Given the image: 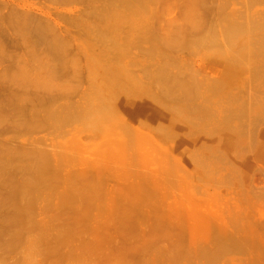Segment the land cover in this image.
<instances>
[{"label":"rangeland","instance_id":"374dc122","mask_svg":"<svg viewBox=\"0 0 264 264\" xmlns=\"http://www.w3.org/2000/svg\"><path fill=\"white\" fill-rule=\"evenodd\" d=\"M22 1H25V2L27 1L26 3L29 5V7L28 8H25V6H22V8H20V6L16 7V3H19ZM59 1L60 0H0V158H2V159H0V161H1L0 162V165H1L0 166V264H77L78 262L80 264V261H82V260H83V262L81 264H144L145 262L142 260L143 257H144L146 263H147V261L150 260L148 258H151L152 259L151 261H153L154 257L152 258L151 256H153L152 252L156 251L154 249L156 246H157V252H158V250H161V251H159L160 255L162 253H164V251H162V250H165V247H167L166 250L168 249L170 251L169 252L170 254L172 253L173 255H175L177 257L175 259V257L172 254H171L172 256L170 257L169 253L167 254V252H165L166 255L164 254V256L169 255V257L167 256L169 258V260L172 257L174 258V259L172 258L173 260H170V262L167 260L168 264H170L172 261L174 262L173 264H175V263L179 264L181 261L183 262V263L181 262L182 264H201V263H204V262H202L203 258H202V260H200L201 258L199 259V257H204V255H205L204 252L206 253L207 251H203V250L204 249L206 250L207 247L212 248V249L214 248V250L207 249V250H209V252H207V254L205 255L206 257L204 260L207 261V258H210L212 256L216 259L220 257L219 258L220 260L217 259L218 261H216V259H213V257L210 258V263L212 262V260H215V261H213V264H261V263L264 264V174H263L264 173V164L262 163L260 168H257L256 166H254L255 162L252 163V160L254 158L253 153L252 154L244 153V154H246L245 157L247 159L251 160V163L249 164V166L248 165H246V166L241 165L238 167L237 165H235L239 170V171L237 170V172L235 171L236 172L235 175H237V176H235L233 174L229 175L228 173L231 172L229 170V167H231V166L227 162H226L227 164H225V162H224L227 159L229 160L228 153H227V155L225 154L226 156H223V153H222V155L218 156L216 154L217 153L221 154V152L220 151L217 152L216 150H213V152L215 153V154L213 153L214 155H216L218 157L223 156V158H221V157L219 158V160L223 159L222 162L221 161L218 162V157L214 156L211 158L209 155L212 153V151L208 152V150L205 149L208 144H205V148H204V145L201 144V142H200L197 145L193 146V150L195 149V147H200L202 145L197 150V152L200 151V153L201 154L203 153L205 156L210 153L209 155H207V157H209V159H212L211 161H213V160L215 161L213 168H217V166H219L218 169L220 170L223 167L221 169L220 174L216 175V173H212V174H210L211 175L210 178L209 177L207 178L205 175L203 176V174L201 173V171L199 169L197 170V169H195V167L188 165V164H184V162L181 161V162H179L178 166H180V168L183 172L180 171V169L178 171L177 170L178 168L175 169L176 168L175 167L172 169V170L175 169L174 170L175 172L178 171L174 174L172 173L173 176H175V177H172V175L170 176L168 173V176L172 177V178H168L166 176L167 173H164L165 174V177H164L163 174H161L159 172L161 169L160 170L157 169V167L159 165H162V164L164 165V161L161 158H164V160H165V158H167L166 155L161 156V154H163V153L158 154L162 151V148L159 146L160 143L155 142V141L150 139L151 145L154 144L155 145V146L153 145L154 147H157V145H158V148H159L158 150H161L159 152L156 151L158 153H155V151L152 150L153 152L150 154H152V155L156 154L154 158L150 154H149L150 157H149V155L146 156V157H149V158H147V161H149V159H151L153 164H151V161H149L148 162L149 164L147 163L146 165L144 164V161L140 162V163H138L137 160L133 161V158H131L132 153L130 152V150H129V153H131L130 156H128L129 153L125 152V153H127L126 157L128 156L129 158H126L124 160L122 158L123 157L125 158V156H124L125 154H124V152H121V150H118L119 148L117 145L119 142H117V141L121 140L122 136H124L123 131L126 132V130H124L118 124H113V126L111 125V126H109L108 129H106V126L103 125V122H101L100 120H99L100 122L94 121L95 118L92 119L93 120L92 124H94L93 126H91L92 124L86 125L85 122H83V124L79 123V121L82 122V120H78V119L74 120V118H73V120H71L72 117H69L71 119H69L67 117H63L62 119L57 118V116L63 115L64 114L63 112H65L66 109L63 112L61 111L60 112L61 114H59L58 110H61V108H66L67 105L70 106V108L72 107L73 110H75V109L79 110V109H82L84 107H87L88 109H90L89 107H92V106H95L94 109H99V107H96V103L94 105L93 104L90 105L91 102H88V105H90L88 107V105L86 104L87 102L85 100L87 98V101H89L88 100V99H90L89 96H90V94H92L91 90H93L99 86V84H95V82L98 83L102 74L105 73L104 70H102V68L108 69V67L111 65L119 66L120 68H122V70H124L126 68L125 69V72H127L126 74H129V75L134 76V77L136 76L137 78H139L138 76L140 74V77L142 76L141 84H142V82L144 84H146L145 90L148 89L147 90L148 93L157 90L156 88H158L157 87L158 83L156 82L157 84L156 83L152 84L150 75L153 73L157 61H161V60H159V59H161V57L156 52H154L152 49L151 44H153L152 43L153 41L151 40V38L154 39L153 38L154 36L150 35L151 36L150 37L148 34V36H149L148 37V36L144 35L145 32L140 34L139 33L140 30L138 29L139 27L145 26V28H146L145 31H149V33H152L153 35H155V37L157 34V36L159 38H162L163 40H168V39L173 40L174 39L173 41L177 44L176 47L178 49L175 48L174 50H176V52H173V54L176 55V57L178 56V58H181L182 54H183L182 58L187 59L189 57L188 58V60H189L188 64H186V65H190V66H188V68L193 69L190 71L193 74L195 73L196 79L203 78V73L198 72V70H197L198 68H196V67H198L197 63L199 62L198 60H200V59L205 58V60L209 61V63H210V62H218V61L222 62L221 60L223 58V59L228 60V62L232 64V61H233L232 59L234 58L233 53L235 52L233 50H236L235 45H236V47L241 46V45L237 44L236 40L247 35V37L249 36V38L253 41V39H252L253 34L252 33L256 28L254 27L253 31H250L249 30L250 28L248 30H246L247 32L250 31L247 34L242 33V32H245V29H244L241 32L242 34L239 33L238 37L235 38L236 40L234 39L235 40L234 41L235 44H234L231 42L232 40H227V37H225L223 35V33L225 35L227 33L226 31H224V30H226V26H224V25H226V21L229 20L230 16L232 17V18H230V20L234 19L235 22H240V20H242L241 17H243L242 14L245 13V11H246V10L243 11L245 9V5L247 4L244 1L247 2V1H251V0H243V1L242 0H200V1L199 0H197V1L196 0H155V1L145 0L146 2H148L147 6L149 9L146 8L147 11H145V13L143 12L144 10L139 11L140 17L138 16L139 18L136 19V22L138 21L137 25L139 26L138 28H136V29H138L137 33H139V34H137L138 36H135L136 32L132 29L129 31L131 33H129L127 31V30H129L130 27L127 28L129 26L128 23L126 21L123 22V19H122V22H123L122 24L123 25L127 24V25L122 26L125 30H122V36L119 35V37H117V39L122 38L121 42L124 41L123 44L125 43L124 51L126 50V52L127 53L129 52V53L128 54L123 53V55L120 58L121 63L120 62L115 63L112 61L113 60L112 58L109 59V58L105 57V55L109 56L107 51H106L107 46L104 44V42H101V40H99V39H97V41H96V39H93L92 45L85 47L84 50L82 47H80V45L81 46L87 45V44H82V43L86 42L83 39H85V36L92 38V34L96 30V28L93 26L94 25L93 23H96L94 21L95 19L90 20V13L94 7H95L94 10L100 9L101 11L100 10H98V11H100L101 13L103 12L104 15H107L108 13H114V9H115L116 13L118 11L119 12L122 11V12L126 13L127 10L125 11L126 8H125V6H123L125 4L122 3L120 0H118L119 2L118 1L112 2L114 7H106V1H104V0H70V1L69 0L68 1L62 0L63 2L62 1L59 2ZM92 1H93V3H92ZM188 1H190V3H192V2L193 3L188 4L187 3ZM254 1H256V0L251 1L254 6H252L251 2H250L251 6L248 5V7L250 8L249 9L250 11L247 9V11H249V12H246V14L250 13V15H251L253 13L252 11L254 10V12L260 11L259 12L260 14H261V12H263L262 14L264 15V8H263L264 7V0H258L256 2H254ZM227 2H228V4H227ZM103 3H104V5H103ZM244 3H245V5H244ZM224 4H226V5L222 6ZM188 5H190V8H188L189 7ZM196 5H197V7L195 8ZM99 6H101V7H99ZM104 6L106 8H103ZM191 6H192V8H191ZM184 7L187 8L188 10H186ZM216 7H218V8H216ZM246 7H247V5H246ZM193 8H195V11ZM197 8H199V9H197ZM86 9L88 11H90V13H88V11ZM102 9H104L106 11H104V10L102 11ZM190 9H192V10H190ZM234 9H236V11H234ZM237 9H238V11H237ZM111 10L113 12H111ZM223 10H224V12H223ZM84 11L85 12L87 11V13H84ZM151 11H153V12L151 13ZM184 11H186V13H184ZM239 11H240V13H239ZM14 12L15 13L19 12V13H17V15H18V17H20V19L22 17V20H23V21L21 20L22 22L18 20V17ZM146 12H148V13L146 14ZM219 12H221L225 15H223ZM225 12H228V13H225ZM230 12H232V13H230ZM19 14H20V16H19ZM187 14H189V18H188ZM260 14H259V16L258 15L254 16V18L256 17V19H254L252 15H251L252 17L251 16L250 17H251V19L253 18L254 21L258 22L259 19H262V16L260 17ZM228 15H229V18H228ZM235 15H237V16H235ZM253 15H254V13H253ZM99 16L96 19L97 21H98V19H100ZM150 16H152L153 19H150L151 18ZM195 16H197V18ZM181 17H182L183 21L181 20ZM15 19H16V21H15ZM82 19H83V21H82ZM225 19H226V21H224ZM7 20H9V21H7ZM11 20L13 21L12 23H11ZM186 20H187V22H186ZM24 21L26 23H24ZM35 21L37 24L45 23V28L44 27L43 28H44V30L46 29L45 30V33H47V34H45L46 40L48 39V37L49 38L55 37L58 39H61V38L65 39L63 41L67 42V43H65L68 46V47L66 46V48H69L70 50L66 49V53L63 52L64 54H62L61 52H57L56 54L59 53V55H60V56L57 55L58 57L56 56V54H54L55 51H54V53L52 51L50 52L51 49L49 50V47H47L45 38L44 39L38 38L37 35L29 32L30 28L29 29L26 28L27 25L29 27H32V28H33V26H36L37 24L34 23ZM46 21H47V23H46ZM139 21L142 22L143 24L141 23V25H140ZM262 21H263V19H262ZM179 22L180 23L182 22V23L180 24ZM16 23H18V24L15 26ZM19 23H23L24 25L26 24V26L22 27V24H20L21 25V27H20ZM32 23H33V25H32ZM185 23H187V24H185ZM83 24H84V26H82ZM96 24H99V22H97ZM18 25H19V27H18ZM42 25L44 26V24H42ZM86 25L89 28H87ZM176 25H178V26L180 25V27H178ZM48 26H49V28H48ZM189 26H190V28H189ZM212 26L214 29L212 28ZM260 26L262 28L264 27L263 25H260ZM17 27H18V29H17ZM82 27L83 28L85 27V29L83 30ZM132 27L134 28V26H132ZM261 27H259V29H262ZM173 28H174V30H173ZM183 28H185V29L187 28V31ZM188 28L190 30H188ZM210 28H212V30H210ZM23 29L24 30L26 29L25 32L23 31ZM47 29L49 32L47 31ZM141 30H142V28H141ZM177 30L182 31V32L180 33ZM205 30H206V32H205ZM213 30H214V32H211ZM263 30H264V28H263ZM57 31H59V33H57ZM84 31H86V32H84ZM132 31H133V33H132ZM218 31L222 35L221 34L219 35ZM256 31H258V28ZM26 32H29V33L26 34ZM60 32L62 33V35ZM87 32H89V34ZM95 32H94V34H95ZM16 33H18V34L16 35ZM177 33H179V34H177ZM189 33L191 35L193 34L192 36H195V35H197V36H195V38L194 37L190 38L191 36ZM249 33L251 34L252 38L250 37ZM254 33H255V35L257 34V32H255V31H254ZM214 34H215V36H214ZM141 35L143 37H141ZM145 36L147 38L146 40L143 39V38H145ZM168 36H169V38L166 39L165 37H168ZM199 36L200 37L204 36L206 39L203 37L205 40H202V38L200 39ZM67 37H69V38H67ZM139 37L141 39H143L144 41L141 39L137 40V39H139ZM176 37L178 39H176ZM181 37H182L184 42L189 41V43H186V46H189L188 48L184 45H183L184 46L183 47L182 45L179 44ZM211 37H212L213 41L215 38L217 40L219 38L220 40L217 41L218 44L216 43V45H215V43L210 39ZM213 37H215V38H213ZM247 37L245 38L244 44L251 45V44H249L250 40L247 39ZM196 38H199V39H196ZM15 39H17V40H15ZM195 39L197 42L198 41L201 42V45H200V43H198L199 47L197 46L198 44H196V48H194ZM254 39H256V37H254ZM98 40L102 44L100 42H98ZM126 41H128L127 44H126ZM136 41H138V43ZM148 41H151V43ZM219 41L220 42L223 41L222 42L223 45ZM255 41L256 40H254V43L253 42L252 43L255 44ZM202 42L204 43V45L202 44ZM74 43L76 46L73 45ZM190 43H192V44L190 45ZM231 43L233 46L232 47L233 50L230 48ZM207 44H209V45H207ZM103 45H105V46H103ZM245 46H247V45H245ZM251 46H253V45H251ZM254 46H257V45L255 44ZM190 47L192 48V50L189 49ZM79 48L80 49L82 48V49L80 50ZM86 48L88 50H86ZM102 48H104V49H102ZM224 49H227V50H224ZM253 49H254V47H253ZM230 50H232L233 52ZM81 51H82V53H81ZM85 51H86V54L84 55L83 52H85ZM104 51L106 52L105 55L103 54ZM152 51L154 52L152 54L153 56L150 55V53ZM182 51H183V53H182ZM74 52H76V53L74 54ZM143 52H145V55ZM93 53H95V54L100 53V55H97V57H96V56H94L95 54H93ZM206 54H208V55H206ZM90 55H91V57H90ZM146 55H147V58H146ZM200 55H202V56H200ZM84 56H85V58H87V60L84 58ZM92 56H94V57H92ZM59 57H60V59H59ZM63 57L65 60L63 59ZM100 57L103 59H100ZM213 57L214 58L216 57V58L214 59ZM52 58H54V59L52 60ZM104 58H105V61H104ZM244 58L240 57L238 59V61L240 62V60H242L246 65L249 66V64H248V58L249 57L246 56ZM96 59H98V60L100 59V60L98 61ZM185 59H184V61H187ZM55 60H60V62L55 61ZM62 60H63V63H62ZM92 60H93V63H92ZM94 60H96V61H94ZM110 60L112 61L111 63L108 62ZM144 60H147V61H144ZM252 60L254 61V58H252ZM70 61H72V62L70 63ZM84 61H85L86 65L83 64ZM242 61H241V63H242ZM253 61H252V63H254ZM94 62H95V64H94ZM79 63H81V64H79ZM139 63H141L142 65ZM143 63L145 64V66L143 65ZM76 64L78 67H76ZM102 64L105 66L103 67ZM74 65H75V67H74ZM106 65H108V66L106 67ZM253 65L254 64H252V66ZM80 66H81V68H80ZM90 66H91V68H90ZM194 66H195V68H194ZM77 68H79V69H77ZM85 68L87 70H85ZM63 69H64V71H63ZM82 69H83V73H81ZM218 69H220V68H218ZM77 70L80 71L79 72L80 74L78 73ZM129 71L130 72L132 71V72L129 73ZM67 73H70V74H67ZM74 73L76 74V76L78 78L75 76ZM90 74H92V75H90ZM185 74H187V70H186ZM220 74H218V75H220ZM79 75L80 76L82 75V76L80 77ZM92 76L95 79L92 78ZM172 76H174V75H172ZM178 76L181 77L182 75L181 76L175 75L174 77L178 78ZM213 76H215L213 79V81L215 80L214 84L217 85L216 83L218 82V85L222 86L224 83V80L222 79L223 75H222V77H219V76L217 77L216 74ZM204 77L206 78V74H204ZM257 77H258V80H256ZM257 77L255 78V81L253 80L254 84H257L256 82L261 84L262 80H263V83L261 85L257 84V86L259 85L260 87L258 86L255 91L251 92L252 95L250 94V96H252V97H254L255 92H257L261 88H264V77H262V76L261 77L257 76ZM208 78H209V80L212 81V78L210 79V76ZM80 79H82V80H80ZM259 80L261 82H259ZM67 81H68V83H67ZM75 81H78V82H76V84L78 83L77 85L75 84ZM42 82H43V84H42ZM50 82H52L54 86L52 85V83L50 85ZM144 84H142V85L144 86ZM62 85H64L63 88H61ZM66 85H67V87H66ZM75 85H76V87H75ZM80 85H82V86H80ZM50 86H52V87H50ZM56 86H59V87L56 88ZM154 86H155V88L152 89ZM70 88H73V89L70 90ZM75 88H77V89L75 90ZM89 92H90L89 96L86 95V93H89ZM239 92H240L241 99L246 98L243 90L240 89ZM93 94L95 96V93H93ZM51 96H54V97H51ZM81 96H84V97H81ZM50 97L52 99H54V98L55 99L52 100ZM77 99H79V100H77ZM95 99H96V97H95ZM64 100L67 101V103ZM50 101L53 102V105H52V102H50ZM84 101H85V103H84ZM90 101H91V99H90ZM60 102H61V104H59ZM167 103L168 102H165V101H163V102L159 101L158 102V100H157L156 104L154 103V105L159 107V108H165V106L167 107V105H168ZM16 104L18 105V107ZM51 105H52V107H51ZM159 105H161L162 107H160ZM81 106H82V108H81ZM42 107H44V108H42ZM49 108L50 109L52 108V109L50 110ZM47 109H48V111H47ZM32 111H33V113H32ZM36 111L38 114L36 113ZM50 112H51V115H50ZM34 114H36L37 116ZM53 115H54V117H52ZM55 115H57V116L55 117ZM121 117H124V115L121 114ZM192 117L195 120H197V117H194L193 114H192ZM218 117L220 118V116L217 115L216 117H214L215 119L214 118L211 119L213 121V124H212L209 117H206L205 119H204V117H202V119H204V121L202 119L201 120L198 119V121L201 122L205 126L207 124H209V125H207V127L208 128L210 127V129L208 130L207 127H199V131L196 133V135L188 134V135H185L184 137L187 139L193 138V137H199L201 140H204L206 137L209 136V134H207V130L208 131L211 130L210 132L212 134L214 133V129H215L214 121L215 120L219 121ZM216 118H218V120ZM55 119L59 120L60 122L55 120ZM64 119H66V121H64ZM123 119L125 120V118H123ZM52 120H53V122H52ZM54 120H55V123H54ZM206 120L209 121V123ZM69 121H71V122H69ZM128 121L129 122H127V123L125 122V123L126 124L129 123L128 124L129 126H127L126 124L125 125L127 127L134 129L133 131L138 130V129L140 131L144 130L142 127L141 128L139 127V123H140L139 121H143V120L137 119V120H134L133 122L130 120H128ZM57 123H59V124H57ZM204 123H206V124H204ZM121 124H124V122L123 123L121 122ZM59 125L60 126L62 125V126L60 127ZM30 127H32V128H30ZM91 127H92V129H91ZM54 128H55V130H54ZM61 128L63 129V131ZM71 128H73V129H71ZM79 129H80V132H79ZM66 130L68 131V133ZM111 130H113V131H111ZM69 131H70V133H69ZM144 131H147V130H144ZM204 131H206V132H204ZM61 133H62V135H61ZM91 133H92L93 137L92 136L89 137L91 135ZM63 135H65V136H63ZM87 135H89V136H87ZM75 136H76V138H75ZM94 136H96V138ZM148 136H150V135H148ZM113 137H116V138L114 139ZM118 139H120V140H118ZM109 140H112L115 143L113 144V142H111ZM62 141H64V142H62ZM90 143H91V145H90ZM263 144H264V139H261L262 148H264ZM110 145H112V146H110ZM133 145H131V147L135 148L136 145H134V146ZM60 146H62V147H60ZM63 146H64V148H63ZM73 146H74V148H73ZM85 146H86V148L87 147L88 148L86 149ZM146 146H148V144H146ZM146 146H145V150L147 148ZM140 147H143V145ZM201 148H204V149H201ZM116 149L118 151H120V153ZM105 150H107V151H105ZM136 150H135V152H136ZM138 150H137V153L140 154L138 152ZM142 150H144V149H142ZM203 150H205V151H203ZM47 151L49 153H47ZM104 151L105 152L109 151V152L104 153ZM146 151H148V150H146ZM146 151H142V152L144 153ZM71 152H73V153L75 152V153L73 154ZM112 152L115 154H113ZM197 152L195 151V153H197ZM233 152H235V150L231 151V153H233ZM121 153H122V155L123 154L124 155L122 156ZM143 153H141V154L144 155ZM148 153H149V151H148ZM231 153H230V155H231ZM17 154H19V155H17ZM29 154L31 157L29 156ZM33 154H34V156L35 155L36 156L33 157ZM58 154L60 155V157L58 156ZM119 154L122 156L120 158V159H122L121 161L118 159L119 157L117 156ZM187 154H189V153L185 154V158H189V155H187ZM197 154H195V155L193 154L194 155L193 157H196ZM213 154H211V155L213 156ZM21 155L24 157H22ZM48 155L50 156V158ZM79 155L82 157H79ZM92 155H95L96 157L92 156ZM142 155H140V156H142ZM158 155H160L161 158ZM167 155H169L171 157V155L169 153H167ZM19 156H20V158H19ZM52 156H54V157H52ZM98 156H101L102 158L98 157ZM136 156H139V155H135V157ZM157 156L160 159L159 161H161V162L163 161L162 164L159 163V165H158V163L155 162L156 158H158ZM169 156H168V158H169ZM201 156L199 155L196 158L201 157ZM12 157H13V159H12ZM61 157H62V159H61ZM151 157L153 159H155V161ZM190 157L192 158V155ZM203 157H202V160L204 159ZM224 157H227V159ZM24 158H25V161H24ZM46 158H48V159H46ZM130 158H131V160H129ZM140 158L141 157H139V159ZM8 159H9V161H7ZM71 159H73V160H71ZM77 159H79V160H77ZM209 159H207V160H209ZM61 160H62V162H61ZM101 160H103V161H101ZM143 160H144V158H143ZM169 160H171V158ZM3 161L5 164L2 163ZM51 161H52V163H50ZM130 161H132V162H130ZM167 161H168V159H167ZM255 161H257V160H255ZM24 162H25V164H24ZM32 162H34L36 164L34 165ZM60 162H61V165H60ZM126 162H128V164ZM220 162L222 163V166L220 165L221 164ZM223 162H224V166H223ZM19 163L20 164L23 163V166L20 165ZM111 163L113 165H110ZM131 163L133 164V166L131 165ZM136 163H137V165H136ZM141 163H143V165H145V166H143ZM169 163H171V161H169ZM169 163H167V164H169ZM167 164L165 162L164 168H166L165 166ZM17 165H18V167H17ZM56 165H60V166H56ZM89 165H90V167H89ZM98 165H100V166H98ZM163 165H162V168H163ZM169 165H172V164H169ZM2 166L5 169L2 168ZM7 166H8V168H7ZM9 166H10V168H9ZM38 166L41 168L45 167V169L42 168L45 171L44 172V176H45L44 178L45 179L42 178L43 180L41 183V185H43V183L46 181L44 183L45 185L41 186V185L36 184V185L32 186V185L23 184V182L29 183L32 180V178H34V177L31 178V176H33L34 173L36 175L37 168H39ZM69 166H70V168H69ZM95 166H96V168H95ZM136 166H138V167H136ZM140 166H142L143 168H141ZM103 167H105V168H103ZM108 167H109V169H108ZM183 167H184V169H183ZM25 168L28 170L31 169V171H30L31 173L28 170H26ZM159 168H161V166H159ZM167 168H169V167H167ZM33 169L35 170L34 172H33ZM105 169H106V171H105ZM135 169H137V170H135ZM166 170H168V169H166ZM224 170H225V173H224ZM163 171H165V170H163ZM184 171H186V173ZM227 171H228V173H226ZM117 172H118V174H117ZM184 173H185V175H184ZM46 174L48 175V177ZM150 174H152V175H150ZM224 174H228L227 178H229V176H231V177L235 176L236 178L239 176L237 178V180H239L240 182H238L237 186L234 185L233 183L230 184V181L228 182L229 184L227 183V181L220 183L219 182L220 180H218V179L222 178L221 181H224V179L222 177ZM178 175H180V176H178ZM198 175H200V176H198ZM217 176H218V178H217ZM128 177L131 179H129ZM153 177H155L154 180H153ZM160 178H162V179L160 180ZM25 179H26V181H25ZM225 179H226V177H225ZM183 180H184V183H183ZM27 181H29V182H27ZM144 181H146V182H144ZM157 181H158V183H157ZM165 181H167V182H165ZM231 182H232V178H231ZM48 183L51 185L52 188L51 187L47 188L50 186ZM142 183H145V184L147 183L148 187ZM167 183L170 185L169 186L166 185ZM22 184L24 185V188H23ZM16 185H18V186H16ZM19 185H21V187ZM56 185H58V187ZM64 185L67 187H65ZM132 185H133V187H132ZM153 185L155 188L153 187ZM59 186H61V187H59ZM63 186H64V188H63ZM136 186L139 188L140 187L143 188V186H144L147 189L148 194L152 190H154L155 193L152 191L154 193L153 194L151 192L153 195H151V193H150L149 197H148V194H147V196H145L144 194H142V192H143V191H141L142 188H140L141 193H140V191H136V190H139ZM172 186H173V188H172ZM27 187H28V189H27ZM33 187H36L39 189L36 190V188L34 189ZM40 187H42L43 189ZM134 187H136L137 189ZM25 188H26V190H23ZM61 188L65 191H62ZM68 188L71 190H74L75 194H74V191L70 192ZM145 188H144V190H145ZM169 188H171V189H169ZM183 188H185V189L188 188V191H187V189L186 190L184 189L185 191H183ZM20 189H22V191ZM56 189H57V191H56ZM163 189L165 192L163 191ZM167 189H168V191H166ZM240 189H241V191H240ZM96 190H97V192H96ZM18 191H20V192L18 193ZM36 191H38V192H36ZM67 191H68V194H67ZM173 191L175 193H173ZM181 191H182V194H181ZM249 191H250V193H249ZM255 191H257V192H255ZM23 192H25V193H23ZM42 192H44V193H42ZM53 192H54V194H53ZM59 192H61L64 195H61V193H59ZM69 192L70 193L73 192V194H70ZM144 192L146 194V190ZM232 192L235 194H233ZM20 193H23V194L20 195ZM98 193H100V194L98 195ZM171 193H172V195H171ZM183 193H184V195H183ZM27 194H28V196H27ZM40 194H41V196H40ZM132 194H133V197H132ZM134 194H135V196H134ZM136 194H138L140 196H138ZM176 194H177V196H176ZM25 195H26V197H25ZM37 195H38V197H37ZM96 195H97V197H95ZM142 195H144V196H142ZM179 195H181L182 197ZM185 195H186V197H185ZM99 196L101 199L99 198ZM170 196H172V197H170ZM19 197L21 200L19 199ZM27 197H28V201H27ZM74 197H76V198H74ZM112 197H114V200ZM137 197L138 198L140 197V200H142V201H139V200L137 201V199H138ZM156 197H157V199L159 197V199H158L159 201H157V202H156V200H157ZM23 198H24V200H23ZM35 198L38 199V200L36 199V202H35ZM128 198H132V199H129V200H131L130 203H129ZM163 198H164V200H163ZM183 198L185 201L183 200ZM119 199H120V203H119ZM176 200H178V201H176ZM99 201H101V202L103 201V202L101 203ZM116 201H118V202H116ZM32 202H35V203H32ZM71 202H74V203H71ZM95 202H98V203L94 204ZM112 202H114V203H112ZM143 202H144V205H143ZM110 203L112 204V206H116V208L112 207ZM20 204L22 207L20 206ZM162 204H164V205H162ZM126 205L128 206V208L125 207ZM118 206H120V207L118 208ZM149 206H151V207L149 208ZM20 207L22 210L19 209ZM102 207L104 209H102ZM105 207L106 208L108 207V208L106 209ZM130 208H131V210H130ZM25 209L28 211H26ZM23 210H25V211L22 212ZM29 210H31V211H29ZM167 210H169L170 212ZM112 211H113V213H112ZM178 212H181V213L178 214ZM90 213H92V214H90ZM27 215L28 216L30 215V216L27 217ZM175 215H177V216H175ZM211 218H212V220H211ZM198 223H200L199 225L204 224L205 226L203 225L204 226L203 227L201 225L202 227H200L198 225ZM190 226L193 228L195 226H197V227H195V229L196 228L198 229V226L200 228H202V229L204 228V229L202 230V232L197 231V229H196V231L194 230L191 232L189 230ZM217 229L219 231H217ZM54 230L55 231L59 230L58 232L61 231L60 237H59V233L55 232ZM188 231H190L191 233ZM193 233H194V236H193ZM203 234H204V236H203ZM217 235H219V236H217ZM214 236L218 237V239L221 238L222 236H224L221 239L222 240L224 238L225 239L223 241L222 240L221 241L224 243V241L228 239L227 240L228 242L225 241V243H224L225 245H223L222 242L219 241L220 240L219 239L218 242L221 243V245H220V243L219 244L217 243V239L214 238ZM195 237L197 238V241H198V239H200L202 237L203 238L205 237V239H206V242H205V239H203V240L205 242V245L207 244L206 245L207 247L205 245H203L204 242L202 241V239L200 240L201 241L200 245L203 242L202 246L203 247L205 246L204 249L201 247L203 249L202 253H201V248L199 247V242H197V243L195 242V240H196ZM226 237H227V239H226ZM214 239H216V240H214ZM232 239H233V241H232ZM229 241H231L235 244L232 245L233 243H231V245H230ZM147 242H149V243H147ZM153 243H154V245H153ZM146 244L147 245L152 244V246H154V247L151 248L150 246H148V249H147ZM160 244H162V245H160ZM216 245L218 246L217 249H219V246L220 247L222 246L223 248L221 247L220 250H217L215 248ZM190 246H192V248ZM213 246H215V247H213ZM145 247H146V249L143 250V248H145ZM168 247H171L170 249L176 248V250L177 249L178 250L177 251L176 250L174 251L173 249L170 250ZM196 247L199 248V249L198 248L197 249H198V252L200 250L201 256L198 252H197L198 254L196 253V251H197ZM192 249H196L195 252ZM180 250L183 252H180ZM190 250H192V252L189 254L188 252H190ZM157 252H154L153 254L156 257V259H157V257H158V259H160L159 258L160 255L159 256L155 255V253L159 254ZM210 252H213V254L215 252L216 254H214V255H216L217 257L212 255ZM217 252L218 253L221 252V253L217 254ZM194 253H196V254H194ZM202 254H204V255L202 256ZM181 255H182V257H181ZM187 255H188V257H186ZM209 255H210V257H208ZM147 256H149V257H147ZM179 256H180L181 260H179ZM183 256L185 257L186 260L184 259ZM196 256H198V257H196ZM145 257H147V258H145ZM167 257L164 258L165 259L164 260V259H162V255H161L162 260L157 259L156 261L154 260L155 261L154 263L150 262V261H149L150 263L149 262L148 263L149 264H151V263L152 264H164V261H165V263L167 262L166 261ZM77 258H79V259H77ZM80 258H81V260H80ZM190 258H192V259H190ZM177 259L179 262L174 261ZM208 263H209V259H208ZM208 263H206V264H208Z\"/></svg>","mask_w":264,"mask_h":264},{"label":"bare ground","instance_id":"6f19581e","mask_svg":"<svg viewBox=\"0 0 264 264\" xmlns=\"http://www.w3.org/2000/svg\"><path fill=\"white\" fill-rule=\"evenodd\" d=\"M60 1H62V0H60ZM59 1V2H60ZM68 1V0H67ZM70 1V0H69ZM104 1H106V7H114L113 6V4H112V2H114V1H118V0H104ZM122 3H124L125 5H123V6H125V11L127 10V12L126 13H124V12H115V9H114V13H108L107 15H104L103 14V12L101 13L100 11V9H98L99 7H101V6H99L97 9L98 10H100V11H98V10H94L95 9V7L93 8V10L91 11V13H90V11H88L87 9V11H88V13H90V20L92 19V20H94L96 23L97 22H99V24H96V23H93L94 25V27L96 28V32H95V34H94V32H93V34H92V38H90V37H88V36H85V39H83V40H85L86 42L85 43H82V44H87V45H85V46H81L80 45V47H82L83 48V50L85 49V47H88L89 45H92V40L93 39H96V41H97V39H99V40H101V42H104V44L107 46V53H108V55L109 56H107V55H105L106 54V52L104 51L103 52V54L105 55V57L106 58H112L113 60V62H120V58H121V56L123 55V53H127L126 52V50L124 51V45H125V43L123 44V42H121L122 41V38H120V39H117V37H119V35H121L122 36V30H125L122 26H124V25H127V24H122L124 21H126L127 23H128V27L127 28H129V30H127L128 32L132 29V30H134L135 32H136V35L135 36H138L137 34H141V33H143V32H145L144 33V35H146V36H148V34H149V36L150 35H152V36H154L153 38L154 39H152L151 38V40L153 41L152 43L153 44H151V46H152V49H153V51L154 52H156L160 57H161V59H159V60H161V61H157V63H156V66H155V69H154V71H153V73L150 75L151 76V81H152V84L153 83H156L157 84V87L158 88H156L157 90L156 91H153V92H150V93H148V89H146L145 90V87H146V84H144L143 82H142V84H144V86L141 84V78H142V76L140 77V74H139V78H137L136 76V78L134 77V76H131V75H129V74H126L127 72H125V69L124 70H122V68H120L119 66H113V65H111V66H109L108 67V69H103L102 68V70H104V72L105 73H103L102 74V76H101V78H100V80H99V82L97 83V82H95V84H99V86L97 87V88H95V89H93V90H91L92 91V94H90V92L89 93H86V95H88L89 96V94H90V99H91V101H90V99H88L89 101H87V98H86V104L88 105V102H91L90 103V105L91 104H95L96 103V107H99V109H94V107L95 106H92V107H89L90 105H88V107L90 108V109H88L87 107H84V108H82V106H81V108L82 109H79V110H77V109H75V110H73V108L71 109L70 108V106H68L67 105V107L66 108H61V110H58L59 111V114H61L60 112L62 111H64L65 109V112H63L64 114L63 115H60V116H57V115H55V117L57 116V118L58 119H62L63 117H67V118H69V117H72V119L71 118H69V119H71V120H73V118H74V120H82V122L81 121H79V123H82L83 124V122H85V124L86 125H91L93 122V118H95L94 119V121H101V122H103V125H105L106 126V129H108L109 128V126H113V124H118L119 126H121L124 130H126V132L125 131H123L124 133V136H122V138H121V140L120 139H118V140H120V141H117V142H119L118 143V150H121V152H124V156H125V158L123 157L122 159H126V158H129L128 156H130V154H131V158H133V161L134 160H137L138 161V163H140V162H143L144 161V164L146 165L149 161H151V164H153V162H152V160L151 159H149V161H147V158H149L150 157V155H152V154H150V153H152L153 151L152 150H154L155 151V153H158L159 151H161V150H158L159 148H158V145H157V147H154L153 145H151V143H150V141L151 140H153V141H155V142H158V143H160L159 144V146L162 148V151L160 152V153H158V154H161V153H163V154H161V156L162 155H166L167 156V158H165V160H164V158H161V156L160 155H158V156H160V158L164 161V165H165V162H166V164L167 163H169V161H171V163H169V164H172V165H169V164H167L165 167L166 168H164V165L162 164V162L161 161H159L160 159H159V157L158 158H156V161H155V159H153L154 157H155V155L156 154H153L152 155V159L156 162V163H158V165H159V163L160 164H162L163 165V168H162V165H159V166H161V168H159V166L157 167V169L158 170H165V171H159L161 174H163V176L165 177V174L164 173H167V177L168 178H172V177H175V176H173V174L174 173H176V172H178L179 171V169H180V171H182L181 170V168H180V166H178L179 165V162H184V164H188V165H191V166H193V167H195V169H199L200 171H201V173L203 174V176L205 175L207 178L209 177L210 178V174H212V173H216V175L218 174H220V172H221V169L223 168H221L220 170L218 169V167L219 166H217V168H213V166H214V163H215V161L213 160V161H211L212 159H209V157H207V155H209V154H207L206 156L203 154H201L200 153V151L199 152H197V150L202 146H200V147H195V149L193 150V146H195V145H197L198 143H200L201 142V144H203L204 145V148H205V144H208L207 146H206V148L205 149H207L208 150V152L209 151H212V153L211 154H213L214 152H213V150H216L217 152H221V154H216V155H222V153H223V156H226L227 155V153H228V155H229V160L227 159V157H224V158H226L227 160L226 161H224L225 162V164H230V166L231 167H229V170L231 171L230 173H228V171L226 172V173H228L229 175H235V173L237 172V170H238V168L235 166V165H237L238 167L239 166H241V165H243V166H246V165H248L249 166V164L251 163V160H249V159H247L245 156H246V154H244V153H248V154H252L253 153V156H254V158H253V160H252V163L253 162H255V165L254 166H256L257 168H260L261 167V165H262V163L264 164V148H262V146H261V139H264V88H261L260 90H258L257 92H255V95H254V97H252V96H250V94L252 95V93L251 92H253V91H255L256 89H257V87L259 86V85H261L262 83H263V80H262V82L259 80V82H261V84L260 83H258V82H256L257 84H259L258 86H257V84H254V82H253V80L255 81V78L257 77V76H262V77H264V30H263V28L260 26V25H263L264 26V15L262 14L263 12H261V14L259 13L260 11H255L254 12V10L252 11L253 13H254V15H253V13L251 14L252 16H253V18H254V16H259V14H260V17L262 16V19H263V21H262V19H259L258 20V22L257 21H254L253 20V18L251 19V15H250V13L247 15L246 14V12H249L250 10V8L248 7V5H250L251 6V4H252V0L251 1H244L245 3H247L246 5H247V7H246V5H245V3H244V5H245V9L243 10V11H245V13H243L242 15H243V17H241V19L242 20H240V22H235V20L234 19H232V20H230V18H232L231 16H230V18H229V15H228V18H229V20H227L226 21V19L224 20V21H226V25H224V26H226V30H224V31H226L227 33H226V35L223 33V35L225 36V37H227V40H232L231 42L232 43H234V41L236 40L235 38L236 37H238V35H239V33H241L244 29H245V32H242L243 34H247L248 32H250V31H253V29H254V27L256 28L254 31L255 32H257V34L255 35V33H254V31H253V38H252V36H251V34H250V37L253 39V41L249 38V36L247 37V35H245L244 37H242V38H239L238 40H236L237 41V44H239V45H241L240 47L239 46H237L236 47V45H235V49L236 50H233L232 49V43H231V49L233 50V51H235L234 53H233V55H234V58L231 60L232 61V64L231 63H229L228 62V60H226V59H223L222 58V62H210L209 63V61H207V60H205V58H203V59H200V60H198L199 62L197 63L198 65V67H196V68H198L197 70H198V72H200V73H203V78H199V79H196V75H195V73L193 74L190 70H193L192 68L191 69H189L188 68V66H190V65H186V64H188V58L187 59H185V58H182V56H183V54H182V56H181V58H178V56L176 57V55H174L173 54V52H176V50H174L175 48H177L176 47V43L173 41V40H171V39H168V40H163L162 38H159L158 36H157V34H156V37H155V35H153L152 33H149V31H145L146 30V28H145V26H143V27H139L138 25H137V23H138V21L136 22V19H138L140 16V14H139V11H143L144 13H145V11H147L146 10V8L147 9H149L148 8V6H147V3L148 2H146L145 0H120ZM149 1V0H148ZM153 1H155V0H153ZM197 1V0H196ZM200 1V0H199ZM243 1V0H242ZM256 1H258V0H256ZM256 1H254V2H256ZM27 2V1H26ZM25 1H22V2H19V3H16V7H19L20 6V8H22V6H25V8H28L29 7V5L26 3ZM63 2V1H62ZM61 2V3H62ZM83 2V1H82ZM119 2V1H118ZM152 2V1H151ZM192 2V1H191ZM226 2V1H225ZM241 2V1H240ZM250 2H251V4H250ZM65 3V2H64ZM92 3H93V1H92ZM121 3V4H122ZM150 3V2H149ZM188 4L190 3V1H188L187 2ZM186 3V4H187ZM193 3V2H192ZM192 3H190V4H192ZM203 3V2H202ZM218 3V2H217ZM216 3V4H217ZM249 3V4H248ZM259 3V2H258ZM91 4V3H90ZM227 4H228V2H227ZM28 5V6H27ZM103 5H104V3H103ZM102 5V6H103ZM118 5V4H117ZM152 5V4H151ZM198 5V4H197ZM197 5L195 6V8L197 7ZM220 5V4H219ZM226 4H224V5H222V6H225ZM243 5V4H242ZM27 6V7H26ZM185 6V5H184ZM189 7L188 8H190V5H188ZM199 6V5H198ZM252 6H254L253 4H252ZM12 7V6H11ZM105 6L103 7V8H106ZM186 7V6H185ZM184 7V8H185ZM124 8V7H123ZM152 8V7H151ZM191 8H192V6H191ZM195 8H193L194 9V11H195ZM216 8H218V7H216ZM232 8V7H231ZM252 8V7H251ZM264 8V7H263ZM16 9V8H15ZM186 10H188L187 8H185ZM184 9V10H185ZM197 9H199V8H197ZM224 9V8H223ZM247 9L249 10V11H247ZM18 10V9H17ZM104 9H102V11H103ZM113 10V9H112ZM111 10V12H113ZM190 10H192V9H190ZM260 10V9H259ZM263 10V9H262ZM79 11V10H78ZM87 11L85 12L84 11V13H87ZM104 11H106V10H104ZM198 11V10H197ZM227 11V10H226ZM233 11V10H232ZM234 11H236V9H234ZM237 11H238V9H237ZM242 11V10H241ZM20 12V11H19ZM19 12H17V13H19ZM153 11H151V13H152ZM223 12H224V10H223ZM15 13V12H14ZM17 13H15L16 15H17ZM78 13V12H77ZM148 12H146V14H147ZM184 13H186V11H184ZM198 13V12H197ZM200 13V12H199ZM219 13H221V12H219ZM225 13H228V12H225ZM230 13H232V12H230ZM239 13H240V11H239ZM238 13V14H239ZM13 14V13H12ZM194 14V13H193ZM221 14H223V13H221ZM235 14V13H234ZM237 14V15H238ZM89 15V14H88ZM100 15V16H99ZM154 15V14H153ZM152 15V16H153ZM188 15V18H189V14H187ZM192 15V14H191ZM201 15V14H200ZM219 15V14H218ZM223 15H225V14H223ZM237 15H235V16H237ZM240 15V14H239ZM2 16V15H1ZM13 16V15H12ZM19 16H20V14H19ZM98 16H99V18L100 19H98V21L96 20L97 18H98ZM139 16V17H138ZM152 16H150L151 18L150 19H153V17ZM251 16V17H250ZM8 17V16H7ZM6 17V18H7ZM11 17V16H10ZM9 17V18H10ZM17 17H18V15H17ZM79 17V16H78ZM87 17V16H86ZM136 17V18H135ZM144 17V16H143ZM184 17V16H183ZM186 17V16H185ZM196 18H197V16H195ZM194 17V18H195ZM234 17V16H233ZM239 17V16H238ZM237 17V18H238ZM3 18V17H2ZM12 18V17H11ZM15 18V17H14ZM24 18V17H23ZM27 18V17H26ZM25 18V19H26ZM83 18V17H82ZM147 18V17H146ZM155 18V17H154ZM193 18V19H194ZM244 18V19H243ZM17 19V18H16ZM16 19H15V21H16ZM29 19V18H28ZM80 19V18H79ZM122 19H123V22H122ZM254 19H256V17L254 18ZM13 20V19H12ZM11 20V23L13 22ZM18 20L19 21H21L22 20V17H21V19H20V17H18ZM44 20V19H43ZM42 20V21H43ZM89 20V19H88ZM181 20L183 21V19H182V17H181ZM191 20V19H190ZM197 20V19H196ZM7 21H9V20H7ZM18 21V22H19ZM23 21V20H22ZM21 21V22H22ZM30 21V20H29ZM41 21V20H40ZM39 21V22H40ZM82 21H83V19H82ZM145 21V20H144ZM223 21V22H224ZM140 22V21H139ZM186 22H187V20H186ZM198 22V21H197ZM204 22V21H203ZM24 23H26L25 21H24ZM34 23H36V21L34 22ZM46 23H47V21H46ZM69 23V22H68ZM141 23L142 22H140L139 24L141 25ZM180 23V22H179ZM178 23V24H179ZM182 23V22H181ZM180 23V24H181ZM195 23V22H194ZM201 23V22H200ZM18 23H16L15 24V26L17 25ZM20 24H22V27H24V26H26V24L24 25L23 23H19V25ZM37 24V23H36ZM42 24H44V26L42 25ZM39 23V24H37L36 26H33V28L32 27H29L28 25L26 26V28L27 29H29V32H31V33H33V34H35V35H37L38 36V38H45V40H46V37H45V34H47V33H45V30H44V28H45V23ZM87 24V23H86ZM92 24V23H91ZM143 24V23H142ZM145 24V23H144ZM185 24H187V23H185ZM19 25H18V27H19ZM32 25H33V23H32ZM35 25V24H34ZM69 25V24H68ZM71 25V24H70ZM77 25V24H76ZM202 25V24H201ZM2 26V25H1ZM82 26H84V24L82 25ZM98 26V27H97ZM132 26H134V28L132 27ZM176 26H178V25H176ZM175 26V27H176ZM18 27H17V29H18ZM20 27H21V25H20ZM44 27V28H43ZM74 27V26H73ZM86 27L87 28H89L87 25H86ZM132 27V28H131ZM139 27V28H138ZM155 27V26H154ZM174 27V26H173ZM178 27H180V25L178 26ZM177 27V28H178ZM198 27V26H197ZM216 27V26H215ZM259 27H261L262 29H259ZM47 28V27H46ZM48 28H49V26H48ZM86 28V29H87ZM94 28V29H95ZM136 28H138L139 30H140V32L139 33H137L138 32V29H136ZM141 28H142V30H141ZM189 28H190V26H189ZM188 28V30H190ZM201 28V27H200ZM212 28H213V26H212ZM212 28H210V30H212ZM250 28V29H249ZM257 28H258V31H256L257 30ZM22 29V28H21ZM82 29L84 30L85 29V27L83 28L82 27ZM81 29V30H82ZM155 29V28H154ZM183 29H185V28H183ZM182 29V30H183ZM192 29V28H191ZM214 29V28H213ZM250 30V31H246V30ZM252 29V30H251ZM26 30V29H25ZM25 30L23 29V31L25 32ZM90 30V29H89ZM93 30V29H92ZM91 30V31H92ZM149 30V29H148ZM153 30V29H152ZM173 30H174V28H173ZM176 30V29H175ZM186 31H187V28L185 29ZM193 30V29H192ZM208 30V29H207ZM260 30V31H259ZM28 31V30H27ZM47 31H48V29H47ZM46 31V32H47ZM51 31V30H50ZM87 31V30H86ZM86 31H84V32H86ZM90 31V32H91ZM177 31H179V30H177ZM176 31V32H177ZM184 31V30H183ZM29 32H26V34L27 33H29ZM49 32V31H48ZM53 32V31H52ZM125 32V31H124ZM123 32V33H124ZM159 32V31H158ZM180 33L182 32V31H179ZM189 32V31H188ZM205 32H206V30H205ZM211 32H214V30L213 31H211ZM21 33V32H20ZM57 33H59V31H57ZM61 33V32H60ZM65 33V32H64ZM68 33V32H67ZM88 34H89V32H87ZM129 33H131V32H129ZM132 33H133V31H132ZM193 33V32H192ZM241 33V34H242ZM15 34V33H14ZM18 33H16V35H17ZM125 34V33H124ZM135 34V33H134ZM177 34H179V33H177ZM176 34V35H177ZM190 34V33H189ZM218 34L220 35L221 33L218 31ZM20 35V34H19ZM34 35V36H35ZM61 35H62V33H61ZM68 35V34H67ZM193 35V34H192ZM191 34H190V38H192V37H194L195 38V36H197V35H195V36H192ZM203 35V34H202ZM222 35V34H221ZM52 36V35H51ZM55 36V35H54ZM134 36V37H135ZM146 36H145V38H143L144 40H146L147 38H146ZM148 36V37H149ZM180 36V35H179ZM201 36V35H200ZM199 36V37H200ZM212 36V35H211ZM214 36H215V34H214ZM19 37V36H18ZM25 37V36H24ZM32 37V36H31ZM58 37V36H57ZM124 37V36H123ZM141 37H143L142 35H141ZM151 37V36H150ZM162 37V36H161ZM164 37V36H163ZM183 37V36H182ZM182 37H181V40L183 41V39H182ZM189 37V36H188ZM187 37V38H188ZM204 37V36H203ZM203 37H200V39L202 38V40H205ZM247 37V39H249L250 41H249V44H251V45H253V46H251V45H248V44H244L245 43V38ZM254 37H256V39H254ZM67 38H69V37H67ZM72 38V37H71ZM137 38V37H136ZM135 38V39H136ZM157 38V39H156ZM166 39L167 38H169V36L168 37H165ZM164 38V39H165ZM174 38V37H173ZM180 38V37H179ZM213 38H215V37H213ZM25 39V38H24ZM141 38L139 37V39H137V40H140ZM143 39H141V40H143ZM176 39H178L177 37H176ZM185 39V38H184ZM189 39V38H188ZM196 39H199V38H196ZM196 39H195V41H196ZM208 39V38H207ZM212 41H213V39H212V37L210 38ZM216 39V38H215ZM214 39V43H215V45H216V43H217V41L218 40H220L219 38H218V40L216 39L215 40ZM224 39V38H223ZM235 39V40H234ZM15 40H17V39H15ZM49 40V41H48ZM52 40V41H51ZM63 40H65V39H58V38H55V37H53V38H49L48 37V39L46 40V44H47V47H49V50H50V52L52 51L53 53H54V51H55V53L54 54H56L57 52H61L62 54H64V53H66V49L68 50L69 48H66V44L65 43H67V42H64ZM68 40V39H67ZM98 40V42H100ZM143 40V41H144ZM180 40V45H184V46H186V43H189V41H181ZM187 40V39H186ZM190 40V39H189ZM193 40V39H192ZM191 40V41H192ZM254 40H256L255 41V44L257 45V46H254L255 44H253L254 43ZM22 41V40H21ZM42 41V40H41ZM179 41V40H178ZM194 41V43H195V46H194V48H196V44H198V43H200V45H201V42H195ZM201 41V40H200ZM208 41V40H207ZM211 41V42H212ZM216 41V42H215ZM100 42V43H101ZM127 42L128 41H126V44H127ZM137 43H138V41H136ZM148 42H150L151 43V41H148ZM212 42V43H213ZM220 42V41H219ZM223 42V41H222ZM222 42H220L222 45H223V43ZM230 42V41H229ZM247 42V41H246ZM253 42V43H252ZM50 43V44H49ZM142 43V42H141ZM144 43V42H143ZM228 43V42H227ZM49 44V45H48ZM102 44V43H101ZM130 44V43H129ZM192 43H190V45H191ZM202 44L204 45V43L202 42ZM218 44V43H217ZM235 44V43H234ZM233 44V45H234ZM244 44V45H243ZM73 45H75V43L73 44ZM105 45H103V46H105ZM150 45V44H149ZM179 45V46H180ZM207 45H209V44H207ZM226 45V44H225ZM245 45H247V46H245ZM76 46V45H75ZM144 46V45H143ZM150 46V47H151ZM183 46V47H184ZM198 47H199V44L197 45ZM252 48H251V47ZM68 47V46H67ZM71 47V46H70ZM91 47V46H90ZM140 47V46H139ZM142 47V46H141ZM187 48L189 47V46H186ZM228 47V46H227ZM226 47V48H227ZM253 47H254V49H253ZM81 48V49H82ZM101 48V47H100ZM131 48V47H130ZM147 48V47H146ZM80 49V48H79ZM80 49V50H81ZM102 49H104V48H102ZM106 49V48H105ZM148 49V48H147ZM178 49V48H177ZM183 49V48H182ZM186 49V48H185ZM184 49V50H185ZM189 49H191L192 50V48L190 47ZM70 50V49H69ZM86 50H88L87 48H86ZM150 50V49H149ZM194 50V49H193ZM223 50V49H222ZM221 50V51H222ZM224 50H227V49H224ZM232 50H230V51H232ZM74 51V50H73ZM151 52L150 53V55L151 56H153L152 54L154 53V52ZM178 51V50H177ZM190 51V50H189ZM232 51V52H233ZM64 52V53H63ZM69 52V51H68ZM147 52V51H146ZM195 52V51H194ZM224 52V51H223ZM222 52V53H223ZM228 52V51H227ZM72 53V52H71ZM76 52H74V54H75ZM81 53H82V51H81ZM84 53V55L86 54V51L85 52H83ZM129 53V52H128ZM127 53V54H128ZM144 53V55H145V52H143ZM182 53H183V51H182ZM190 53V52H189ZM192 53V52H191ZM90 54V53H89ZM93 54H95V53H93ZM92 54V55H93ZM232 54V53H231ZM60 56L59 55V53L58 54H56V56ZM97 55H100V53L99 54H95L94 56H96L97 57ZM179 55V54H178ZM185 55V54H184ZM187 55V54H186ZM189 55V54H188ZM194 55V54H193ZM206 55H208V54H206ZM57 56V57H58ZM62 56V55H61ZM65 56V55H64ZM75 56V55H74ZM94 56H92V57H94ZM180 56V55H179ZM199 56V55H198ZM200 56H202V55H200ZM204 56V55H203ZM211 56V55H210ZM236 56V57H235ZM249 57L248 58V64H249V66L248 65H246L242 60H240V62L238 61V59L240 58V57ZM76 57V56H75ZM82 57V56H81ZM90 57H91V55H90ZM149 57V56H148ZM159 57V58H160ZM224 57V56H223ZM231 57V56H230ZM239 57V58H238ZM67 58V57H66ZM84 58H85V56H84ZM146 58H147V55H146ZM202 58V57H201ZM214 58V57H213ZM216 58V57H215ZM214 58V59H215ZM238 58V59H237ZM252 58H254V61L252 60ZM54 58H52V60H53ZM58 59V58H57ZM59 59H60V57H59ZM63 59H64V57H63ZM78 59V58H77ZM86 60H87V58H85ZM100 59H103V58H101L100 57ZM99 59V60H100ZM184 59L185 60H187V61H184ZM207 59V58H206ZM210 59V58H209ZM218 59V58H217ZM245 59V58H244ZM50 60V59H49ZM65 60V59H64ZM76 60V59H75ZM96 60H98V59H96ZM96 60H94V61H96ZM98 60V61H99ZM122 60V59H121ZM55 61H59L60 62V60H55ZM74 61V60H73ZM104 61H105V58H104ZM111 60L110 61H108V62H112ZM144 61H147V60H144ZM197 61V60H196ZM230 61V60H229ZM241 61H242V63H241ZM246 61V60H245ZM252 61L254 62V63H252ZM65 62V61H64ZM68 62V61H67ZM72 61H70V63H71ZM77 62V61H76ZM149 62V61H148ZM193 62V61H192ZM62 63H63V60H62ZM69 63V64H70ZM92 63H93V60H92ZM121 63V62H120ZM151 63V62H150ZM149 63V64H150ZM191 63V62H190ZM247 63V62H246ZM79 64H81V63H79ZM83 64H85V61H84V63ZM89 64V63H88ZM94 64H95V62H94ZM139 64H141V63H139ZM148 64V63H147ZM192 64V63H191ZM194 64V63H193ZM196 64V63H195ZM252 64H254L253 66H252ZM61 65V64H60ZM86 65V64H85ZM84 65V66H85ZM103 65V64H102ZM142 65V64H141ZM143 65L145 66V64L143 63ZM63 66V65H62ZM82 66V65H81ZM81 66H80V68H81ZM105 65H103V67H104ZM108 65H106V67H107ZM192 66V65H191ZM196 66V65H195ZM195 66H194V68H195ZM65 67V66H64ZM74 67H75V65H74ZM76 67H78L77 66V64H76ZM62 68V67H61ZM68 68V67H67ZM72 68V67H71ZM83 68V67H82ZM90 68H91V66H90ZM124 68V67H123ZM141 68V67H140ZM144 68V67H143ZM218 68H220V69H218ZM65 69V68H64ZM64 69H63V71H64ZM77 69H79V68H77ZM85 70H87L86 68H85ZM89 70V69H88ZM186 70H187V74H185V72H186ZM66 71V70H65ZM78 71V70H77ZM98 71V70H97ZM124 71V72H123ZM80 71H78V73H79ZM132 72V71H131ZM130 71H129V73H131ZM142 72V71H141ZM147 72V71H146ZM149 72V71H148ZM197 72V73H198ZM72 73V72H71ZM81 73H83V69H82V72ZM96 73V72H95ZM144 73V72H143ZM221 73V74H220ZM67 74H70V73H67ZM75 74V73H74ZM80 74V73H79ZM98 74V73H97ZM146 74V73H145ZM204 74H206V78L204 77ZM209 74V75H208ZM216 74V76L218 77H222V75H223V80H224V83H223V85L222 86H219L218 85V80L216 81L217 83V85H215L214 83V81H213V79H214V77L215 76H213V75H215ZM218 74H220V75H218ZM89 75V74H88ZM90 75H92V74H90ZM133 75V74H132ZM172 75H182L181 77H179L178 76V78H175L174 76H172ZM65 76V75H64ZM75 76H76V74H75ZM80 76V75H79ZM82 76V75H81ZM80 76V77H81ZM144 76V75H143ZM148 76V75H147ZM210 76V79L212 78V81L211 80H209V77ZM212 76V77H211ZM66 77V76H65ZM77 77V76H76ZM146 77V76H145ZM174 77V78H173ZM188 77V78H187ZM70 78V77H69ZM78 78V77H77ZM92 78H94L93 76H92ZM95 79V78H94ZM80 80H82V79H80ZM92 80V79H91ZM140 80V81H139ZM256 80H258V77H257V79ZM69 81V80H68ZM68 81H67V83H68ZM71 81V80H70ZM147 81V80H146ZM76 82H78V81H75V84H76ZM81 82V81H80ZM51 83L52 82H50V85H51ZM63 83V82H62ZM70 83V82H69ZM94 83V82H93ZM42 84H43V82H42ZM65 84V83H64ZM78 84V83H77ZM76 84V85H77ZM52 85H53V83H52ZM58 85V84H57ZM76 85H75V87H76ZM155 85V84H154ZM54 86V85H53ZM63 86L64 85H62V87L61 88H63ZM70 86V85H69ZM80 86H82V85H80ZM95 86V85H94ZM97 86V85H96ZM50 87H52V86H50ZM57 87H59V86H56V88ZM66 87H67V85H66ZM72 87V86H71ZM79 87V86H78ZM89 87V86H88ZM92 87V86H91ZM260 87V86H259ZM155 88V86L152 88V89H154ZM71 89H73V88H70V90ZM77 88H75V90H76ZM240 89L241 90H243L244 91V94H245V96H246V98H244V99H241V96H240ZM57 90V89H56ZM63 90V89H62ZM64 91V90H63ZM80 91V90H79ZM60 92V91H59ZM67 92V91H66ZM81 92V91H80ZM72 93V92H71ZM93 93H95V96H94V94ZM87 96V97H88ZM51 97H54V96H51ZM50 97V98H51ZM81 97H84V96H81ZM95 97H96V99H95ZM79 98V97H78ZM52 99V98H51ZM55 99V98H54ZM54 99H52V100H54ZM60 99V98H59ZM50 100V99H49ZM57 100V99H56ZM77 100H79V99H77ZM157 100H158V102L159 101H161V102H163V101H165V102H168L167 104V107L165 106V108H159V107H157V106H155L154 105V103L156 104V102H157ZM65 101V100H64ZM85 101H84V103H85ZM49 102V101H48ZM50 102H52V101H50ZM55 102V101H54ZM66 103H67V101H65ZM75 102V101H74ZM73 102V103H74ZM78 102V101H77ZM81 102V101H80ZM17 103V102H16ZM57 103V102H56ZM69 103V102H68ZM19 104V103H18ZM59 104H61V102L59 103ZM72 104V103H71ZM75 104V103H74ZM159 104V103H158ZM157 104V105H158ZM17 105V104H16ZM52 105H53V102H52ZM52 105H51V107H52ZM98 105V106H97ZM49 106V105H48ZM55 106V105H54ZM57 106V105H56ZM160 107H162L161 105H159ZM17 107H18V105H17ZM164 107V106H163ZM42 108H44V107H42ZM48 108V107H47ZM50 109V108H49ZM52 109V108H51ZM50 109V110H51ZM54 109V108H53ZM63 109V110H62ZM44 111V110H43ZM47 111H48V109H47ZM32 113H33V111H32ZM36 113H37V111H36ZM49 113V112H48ZM47 113V114H48ZM38 114V113H37ZM53 114V113H52ZM121 114L122 115H124V117H121ZM192 114H193V116L194 117H197V120H195L193 117H192ZM33 115V114H32ZM34 115H36V114H34ZM50 115H51V112H50ZM217 115H219L220 116V118H219V121H214V123H215V129H214V133L212 134L210 131H208L209 129H210V127L208 128L207 127V125H209V124H207L206 126L205 125H203L201 122H199L198 121V119L199 120H201L202 119V117H204V119L206 118V117H209L210 118V120L211 119H213L214 117H216ZM37 116V115H36ZM94 116V117H93ZM34 117V116H33ZM51 117V116H50ZM52 117H54V115L52 116ZM66 118V119H67ZM123 118H125V120L123 119ZM218 118H216L217 120H218ZM37 119V118H36ZM48 119V118H47ZM54 119V118H53ZM66 119H64V121H66ZM68 119V120H69ZM137 119H141V120H143V121H139L138 123H139V127L141 128H143L144 130H147V131H140L139 129L138 130H135V131H133L134 129H132V128H130V127H127V126H129L128 124H126L127 122H129L128 120H130V121H134V120H137ZM204 119H202L203 121H204ZM208 119V118H207ZM215 119V118H214ZM34 120V119H33ZM38 120V119H37ZM55 120H57V119H55ZM55 120H54V123H55ZM50 121V120H49ZM57 121H59V120H57ZM99 121V122H100ZM207 121V120H206ZM37 122V121H36ZM52 122H53V120H52ZM60 122V121H59ZM69 122H71V121H69ZM121 122L123 123L124 122V124H121ZM126 122V123H125ZM208 123H209V121H207ZM206 122V123H207ZM211 122H212V124H213V121L211 120ZM35 123V122H34ZM62 123V122H61ZM64 123V122H63ZM206 123H204V124H206ZM33 124V123H32ZM52 124V123H51ZM57 124H59V123H57ZM71 124V123H70ZM69 124V125H70ZM73 124V123H72ZM81 124V125H82ZM84 124V125H85ZM127 126H126V125ZM211 124V125H212ZM78 125V124H77ZM94 124H92L91 126H93ZM125 125V126H124ZM210 125V126H211ZM32 126V125H31ZM60 126V125H59ZM62 126V125H61ZM60 126V127H61ZM68 126V125H67ZM124 126V127H123ZM51 127V126H50ZM76 127V126H75ZM115 127V126H114ZM127 129H126V128ZM199 127H207L208 128V130H207V134H209V136L208 137H204L205 139L204 140H201L199 137H193V138H189V139H187V138H185L184 136L185 135H188V134H194V135H196V133L199 131ZM213 127V126H212ZM30 128H32V127H30ZM58 128V127H57ZM77 128V127H76ZM112 128V127H111ZM116 128V127H115ZM51 129V128H50ZM62 129V128H61ZM71 129H73V128H71ZM91 129H92V127H91ZM137 129V128H136ZM54 130H55V128H54ZM62 131H63V129H62ZM67 131V130H66ZM111 131H113V130H111ZM79 132H80V129H79ZM117 132V131H116ZM204 132H206V131H204ZM53 133V132H52ZM63 133V132H62ZM62 133H61V135H62ZM67 133H68V131H67ZM69 133H70V131H69ZM85 133V132H84ZM89 133V132H88ZM119 133V132H118ZM65 134V133H64ZM75 134V133H74ZM78 134V133H77ZM117 134V133H116ZM120 134V133H119ZM206 134V135H207ZM57 135V134H56ZM90 135V134H89ZM89 135H87V136H89ZM108 135V134H107ZM115 135V134H114ZM113 135V136H114ZM148 135H150V136H148ZM60 136V135H59ZM63 136H65V135H63ZM92 136V133H91V135L89 136V137H91ZM93 137V136H92ZM95 138H96V136H94ZM73 138V137H72ZM75 138H76V136H75ZM111 138V137H110ZM114 139L116 138V137H113ZM70 139V138H69ZM151 139V140H150ZM78 140V139H77ZM107 140V139H106ZM66 141V140H65ZM80 141V140H79ZM109 141H111V142H113L112 140H109ZM60 142V141H59ZM62 142H64V141H62ZM101 142V141H100ZM78 143V142H77ZM98 143V142H97ZM115 142H113V144H114ZM157 143V144H158ZM86 144V143H85ZM99 144V143H98ZM109 144V143H108ZM136 145L135 146V148L134 147H131V145ZM146 144H148V146H146ZM150 144V145H149ZM57 145V144H56ZM72 145V144H71ZM90 145H91V143H90ZM97 145V144H96ZM133 145V146H134ZM139 145V146H138ZM143 145V147H140V146H142ZM147 147L146 148V150H148L149 151V153H148V151H146L145 150V146ZM200 145V144H199ZM198 145V146H199ZM240 145V146H239ZM264 145V144H263ZM58 146V145H57ZM103 146V145H102ZM110 146H112V145H110ZM130 148H129V147ZM60 147H62V146H60ZM84 147V146H83ZM104 147V146H103ZM102 147V148H103ZM108 147V146H107ZM140 147V148H139ZM63 148H64V146H63ZM69 148V147H68ZM73 148H74V146H73ZM85 148H86V146H85ZM88 148V147H87ZM86 148V149H87ZM113 148V147H112ZM160 148V149H161ZM204 148H201V149H204ZM240 148V149H239ZM59 149V148H58ZM66 149V148H65ZM77 149V148H76ZM84 149V148H83ZM115 149V148H114ZM134 149V150H133ZM138 150V152L140 153V154H138L137 153V150ZM142 149H144V150H142ZM156 149V150H155ZM70 150V149H69ZM78 150V149H77ZM76 150V151H77ZM81 150V149H80ZM92 150V149H91ZM96 150V149H95ZM117 150V149H116ZM117 150V151H118ZM129 150H130V152L131 153H129ZM134 152H132V151ZM135 150H136V152H135ZM206 150V151H207ZM234 151L235 150V152H233V153H231V151ZM98 151V150H97ZM105 151H107V150H105ZM104 151V153H108V152H105ZM142 151H146V152H142ZM151 151V152H150ZM156 151H158V152H156ZM195 151L198 153H195ZM203 151H205V150H203ZM202 151V152H203ZM215 151V152H216ZM69 152V151H68ZM90 152V151H89ZM119 153H120V151H118ZM125 152H127V153H129L128 154V156L126 157V155H127V153H125ZM43 153V152H42ZM47 153H49L48 151H47ZM52 153V152H51ZM64 153V152H63ZM71 153H73V152H71ZM70 153V154H71ZM75 153V152H74ZM73 153V154H74ZM78 153V152H77ZM87 153V152H86ZM113 153V152H112ZM137 153V154H136ZM141 153H143L144 155H142ZM148 153V154H147ZM167 153H169L170 155H171V157L169 156V155H167ZM186 153H189V154H187V155H189V158H185V154ZM200 153V154H199ZM230 153H231V155H230ZM236 153V154H235ZM8 154V153H7ZM32 154V153H31ZM35 154V153H34ZM34 154H33V157H35L34 156ZM46 154V153H45ZM66 154V153H65ZM113 154H115V153H113ZM150 154V155H149ZM195 154H197V156H201V157H198V158H196V157H193ZM209 155L211 158L212 157H218V156H216V155H214L213 154V156L212 155ZM226 154V155H225ZM10 155V154H9ZM8 155V156H9ZM17 155H19V154H17ZM16 155V156H17ZM54 155V154H53ZM64 155V154H63ZM62 155V156H63ZM91 155V154H90ZM98 155V154H97ZM121 155H122V153H121ZM120 154L119 155H117L119 158V160L121 161L122 159H120L122 156H121ZM134 155V156H133ZM135 155H139V156H136L135 157ZM140 155H142V156H140ZM147 155H149V157H146ZM192 155V158L190 157ZM13 156V155H12ZM22 156V155H21ZM29 156H30V154H29ZM41 156V155H40ZM49 156V155H48ZM58 156L60 157V155L58 154ZM65 156V155H64ZM73 156V155H72ZM92 156H95V155H92ZM165 156V157H166ZM168 156H169V158H168ZM204 156V157H203ZM223 156L221 157V158H223ZM10 157V156H9ZM8 157V158H9ZM22 157H24V156H22ZM31 157V156H30ZM29 157V158H30ZM52 157H54V156H52ZM70 157V156H69ZM74 157V156H73ZM79 157H82V156H80L79 155ZM96 157V156H95ZM98 157H101V156H98ZM109 157V156H108ZM116 157V156H115ZM139 157H141L140 159H139ZM146 157V158H145ZM164 157V156H163ZM181 157V158H180ZM202 157L204 158L203 160H202ZM206 157V158H205ZM220 157H218V162L219 161H221L222 162V160L223 159H220L219 160V158ZM19 158H20V156H19ZM26 158V157H25ZM25 158H24V161H25ZM49 158H50V156H49ZM66 158V157H65ZM78 158V157H77ZM102 158V157H101ZM104 158V157H103ZM131 158L129 159V160H131ZM143 158H144V160H143ZM171 158V160H169ZM185 158V159H184ZM0 159H2V158H0ZM12 159H13V157H12ZM18 159V158H17ZM31 159V158H30ZM29 159V160H30ZM46 159H48V158H46ZM60 159V158H59ZM61 159H62V157H61ZM70 159V158H69ZM74 159V158H73ZM73 159H71V160H73ZM85 159V158H84ZM87 159V158H86ZM105 159V158H104ZM113 159V158H112ZM167 159H168V161H167ZM207 159H209V160H207ZM5 160V159H4ZM34 160V159H33ZM38 160V159H37ZM50 160V159H49ZM64 160V159H63ZM77 160H79V159H77ZM93 160V159H92ZM97 160V159H96ZM108 160V159H107ZM140 160V161H139ZM142 160V161H141ZM255 160H257V161H255ZM7 161H9V159L7 160ZM11 161V160H10ZM18 161V160H17ZM16 161V162H17ZM67 161V160H66ZM85 161V160H84ZM90 161V160H89ZM101 161H103V160H101ZM111 161V160H110ZM136 161V162H137ZM147 161V162H146ZM1 162V161H0ZM37 162V161H36ZM55 162V161H54ZM61 162H62V160H61ZM61 162H60V165H61ZM68 162V161H67ZM118 162V161H117ZM130 162H132V161H130ZM220 162V163H221ZM224 162H223V166H224ZM227 162V163H226ZM2 163H4V161L2 162ZM1 163V164H2ZM13 163V162H12ZM34 165L36 164V163H34V162H32ZM50 163H52V161L50 162ZM58 163V162H57ZM70 163V162H69ZM76 163V162H75ZM85 163V162H84ZM127 164H128V162H126ZM5 164V163H4ZM11 164V163H10ZM20 164V163H19ZM24 164H25V162H24ZM32 164V165H33ZM88 164V163H87ZM109 164V163H108ZM124 164V163H123ZM130 164V163H129ZM142 165H143V163H141ZM149 164V163H148ZM182 164V163H181ZM217 164V163H216ZM3 165V164H2ZM9 165V164H8ZM14 165V164H13ZM20 165H22L23 166V163H21ZM46 165V164H45ZM60 165H56V166H60ZM64 165V164H63ZM71 165V164H70ZM73 165V164H72ZM110 165H113L112 163L110 164ZM119 165V164H118ZM131 165L133 166V164L131 163ZM136 165H137V163H136ZM140 165V164H139ZM145 165H143V166H145ZM169 165V166H168ZM221 166H222V163L220 164ZM1 166V165H0ZM15 166V165H14ZM41 166V165H40ZM50 166V165H49ZM55 166V165H54ZM92 166V165H91ZM98 166H100V165H98ZM120 166V165H119ZM125 166V165H124ZM174 166V167H173ZM178 166V167H177ZM17 167H18V165H17ZM39 167V166H38ZM89 167H90V165H89ZM126 167V166H125ZM135 167V166H134ZM136 167H138V166H136ZM141 168H143L142 166H140ZM139 167V168H140ZM149 167V166H148ZM156 167V166H155ZM167 167H169V168H167ZM176 167V168H175ZM216 167V166H215ZM255 167V168H256ZM2 168H4L3 166H2ZM7 168H8V166H7ZM9 168H10V166H9ZM21 168V167H20ZM24 168V167H23ZM32 168V167H31ZM37 168V167H36ZM35 168V169H36ZM43 168V167H42ZM41 167H39V168H37V172H36V175H35V173H34V175L33 176H31V178L32 177H34V178H32V180L29 182V181H27V182H29V183H26V182H23V184H27V185H41V183H42V178H44L45 176H44V170L43 169H45V167L42 169ZM53 168V167H52ZM55 168V167H54ZM69 168H70V166H69ZM95 168H96V166H95ZM100 168V167H99ZM103 168H105V167H103ZM107 168V167H106ZM111 168V167H110ZM124 168V167H123ZM147 168V167H146ZM173 168H175V169H177L178 171H174V170H172ZM189 168V167H188ZM237 168V169H236ZM5 169V168H4ZM22 169V168H21ZM26 169V168H25ZM51 169V168H50ZM68 169V168H67ZM108 169H109V167H108ZM126 169V168H125ZM138 169V168H137ZM137 169H135V170H137ZM166 169H168V170H166ZM183 169H184V167H183ZM186 169V168H185ZM225 169V168H224ZM254 169V168H253ZM26 170H28V169H26ZM49 170V169H48ZM75 170V169H74ZM103 170V169H102ZM124 170V169H123ZM131 170V169H130ZM140 170V169H139ZM146 170V169H145ZM148 170V169H147ZM171 170V171H170ZM188 170V169H187ZM252 170V169H251ZM29 172L31 171V169L30 170H28ZM35 170L33 169V172H34ZM52 171V170H51ZM54 171V170H53ZM58 171V170H57ZM60 171V170H59ZM71 171V170H70ZM104 171V170H103ZM105 171H106V169H105ZM142 171V170H141ZM140 171V172H141ZM144 171V170H143ZM151 171V170H150ZM168 171V172H167ZM236 171V172H235ZM239 171V170H238ZM119 172V171H118ZM118 172H117V174H118ZM122 172V171H121ZM132 172V171H131ZM145 172V171H144ZM154 172V171H153ZM183 172V171H182ZM185 173H186V171H184ZM190 172V171H189ZM262 172V171H261ZM31 173V172H30ZM52 173V172H51ZM72 173V172H71ZM109 173V172H108ZM115 173V172H114ZM124 173V172H123ZM127 173V172H126ZM125 173V174H126ZM155 173V172H154ZM168 173H169V175L171 176L172 175V177H169L168 176ZM171 173V174H170ZM173 173V174H172ZM185 173H184V175H185ZM192 173V172H191ZM224 173H225V170H224ZM248 173V172H247ZM129 174V173H128ZM156 174V173H155ZM223 174V173H222ZM228 174H224L222 177H223V179H224V181H221V179L222 178H219L218 180H220L219 182L220 183H223V182H225V181H227V183L230 181V184L231 183H233L234 185H238V182H240L239 180H237V178L239 177H235V176H237V175H235V176H233V177H231V176H229V178H227L228 177ZM264 174V173H263ZM47 175V174H46ZM150 175H152V174H150ZM177 175V174H176ZM189 175V174H188ZM194 175V174H193ZM146 176V175H145ZM144 176V177H145ZM156 176V175H155ZM178 176H180V175H178ZM198 176H200V175H198ZM47 177H48V175H47ZM126 177V176H125ZM157 177V176H156ZM197 177V176H196ZM225 177H226V179H225ZM119 178V177H118ZM129 178V177H128ZM142 178V177H141ZM154 178L155 177H153V180H154ZM158 178V177H157ZM177 178V177H176ZM179 178V177H178ZM191 178V177H190ZM217 178H218V176H217ZM231 178H232V182H231ZM29 179V178H28ZM27 179V180H28ZM45 179V178H44ZM129 179H131V178H129ZM135 179V178H134ZM148 179V178H147ZM162 178H160V180H161ZM164 179V178H163ZM203 179V178H202ZM228 179V180H227ZM241 179V178H240ZM30 180V179H29ZM59 180V179H58ZM137 180V179H136ZM143 180V179H142ZM25 181H26V179H25ZM61 181V180H60ZM59 181V182H60ZM149 181V180H148ZM151 181V180H150ZM180 181V180H179ZM203 181V180H202ZM21 182V181H20ZM46 182V181H45ZM44 182V183H45ZM130 182V181H129ZM128 182V183H129ZM137 182V181H136ZM140 182V181H139ZM144 182H146V181H144ZM165 182H167V181H165ZM187 182V181H186ZM43 183V185H41V186H44L45 184ZM152 183V182H151ZM155 183V182H154ZM157 183H158V181H157ZM162 183V182H161ZM171 183V182H170ZM179 183V182H178ZM181 183V182H180ZM183 183H184V180H183ZM195 183V182H194ZM242 183V182H241ZM20 184V183H19ZM22 184V186H23V188H24V185ZM49 184V183H48ZM54 184V183H53ZM142 184H145V183H142ZM229 184V183H228ZM26 185V186H27ZM50 185V184H49ZM146 186L148 185L147 183L145 184ZM166 185H170V184H166ZM181 185V184H180ZM179 185V186H180ZM187 185V184H186ZM241 185V184H240ZM246 185V184H245ZM244 185V186H245ZM16 186H18V185H16ZM20 187H21V185H19ZM25 186V187H26ZM31 186V187H32ZM57 187H58V185H56ZM65 186V185H64ZM64 186H63V188H64ZM130 186V185H129ZM140 186V185H139ZM152 186V185H151ZM158 186V185H157ZM182 186V185H181ZM190 186V185H189ZM38 187V186H37ZM51 187V185L49 186V187H47V188H50ZM59 187H61V186H59ZM65 187H67V186H65ZM132 187H133V185H132ZM137 187V186H136ZM136 187H134V188H136ZM148 187V186H147ZM153 187H154V185H153ZM34 189L36 188V187H33ZM40 188H42V187H40ZM52 188V187H51ZM139 189V190H136V189ZM135 190L136 191H140V188H142V187H137ZM144 186H143V190L141 189V191H145L146 190V194H145V192L143 193L142 192V194H144L145 196H147V194H148V192H147V189L145 188V190H144ZM155 188V187H154ZM172 188H173V186H172ZM176 188V187H175ZM18 189V188H17ZM27 189H28V187H27ZM37 189H39V188H36V190ZM43 189V188H42ZM41 189V190H42ZM62 189V188H61ZM69 189V188H68ZM165 189V188H164ZM164 189H163V191H164ZM169 189H171V188H169ZM185 188H183V191H185L186 189H187V191H188V188H186L185 190H184ZM21 191H22V189H20ZM23 190H26V188L25 189H23ZM45 190V189H44ZM53 190V189H52ZM51 190V191H52ZM132 190V189H131ZM151 190V189H150ZM161 190V189H160ZM176 190V189H175ZM174 190V191H175ZM252 190V189H251ZM32 191V190H31ZM55 191V190H54ZM56 191H57V189H56ZM62 191H65V190H63L62 189ZM69 191L71 192V191H74V190H71V189H69ZM141 191H140V193H141ZM153 192H154V190H152ZM152 191H150L149 192V194L152 192ZM157 191V190H156ZM166 191H168V189L166 190ZM173 191V193H175ZM240 191H241V189H240ZM20 191H18V193H19ZM26 192V191H25ZM25 192H23V193H25ZM35 192V191H34ZM36 192H38V191H36ZM41 192V191H40ZM39 192V193H40ZM46 192V191H45ZM69 192V193H70ZM93 192V191H92ZM96 192H97V190H96ZM132 192V191H131ZM130 192V193H131ZM134 192V191H133ZM152 192V193H153ZM165 192V191H164ZM177 192V191H176ZM252 192V191H251ZM255 192H257V191H255ZM23 193H20V195L21 194H23ZM42 193H44V192H42ZM59 193H61V192H59ZM64 193V192H63ZM94 193V192H93ZM139 193V194H140ZM151 193V195H153ZM163 193V192H162ZM188 193V192H187ZM233 193V192H232ZM249 193H250V191H249ZM31 194V193H30ZM29 194V195H30ZM53 194H54V192H53ZM67 194H68V191H67ZM70 194H73V192L72 193H70ZM74 194H75V191H74ZM100 193H98V195H99ZM102 194V193H101ZM148 194V197L150 196ZM168 194V193H167ZM166 194V195H167ZM181 194H182V191H181ZM189 194V193H188ZM233 194H235V193H233ZM36 195V194H35ZM51 195V194H50ZM61 195H64V194H62L61 193ZM60 195V196H61ZM104 195V194H103ZM126 195V194H125ZM136 195H138V194H136ZM144 195H142V196H144ZM165 195V196H166ZM171 195H172V193H171ZM183 195H184V193H183ZM187 195V194H186ZM186 195H185V197H186ZM23 196V195H22ZM27 196H28V194H27ZM31 196V195H30ZM29 196V197H30ZM40 196H41V194H40ZM48 196V195H47ZM74 196V195H73ZM76 196V195H75ZM119 196V195H118ZM128 196V195H127ZM126 196V197H127ZM134 196H135V194H134ZM138 196H140V195H138ZM164 196V195H163ZM176 196H177V194H176ZM179 196H181V195H179ZM25 197H26V195H25ZM36 197V196H35ZM37 197H38V195H37ZM67 197V196H66ZM70 197V196H69ZM95 197H97V195L95 196ZM115 197V196H114ZM114 197H112L113 198V200H114ZM132 197H133V194H132ZM155 197V196H154ZM170 197H172V196H170ZM182 197V196H181ZM184 197V196H183ZM190 197V196H189ZM33 198V197H32ZM61 198V197H60ZM74 198H76V197H74ZM91 198V197H90ZM93 198V197H92ZM99 198H100V196H99ZM105 198V197H104ZM118 198V197H117ZM125 198V197H124ZM138 198V197H137ZM178 198V197H177ZM188 198V197H187ZM19 199H20V197H19ZM36 199L37 198H35V202H36ZM98 199V198H97ZM101 199V198H100ZM99 199V200H100ZM126 199V198H125ZM129 199H132V198H128V200ZM146 199V198H145ZM156 199H157V197H156ZM158 199H159V197H158ZM156 200V202L157 201H159V200ZM21 200V199H20ZM19 200V201H20ZM23 200H24V198H23ZM22 200V201H23ZM33 200V199H32ZM38 200V199H37ZM74 200V199H73ZM76 200V199H75ZM104 200V199H103ZM122 200V199H121ZM142 201V200H140V197L137 199V201ZM144 200V199H143ZM154 200V199H153ZM163 200H164V198H163ZM180 200V199H179ZM183 200H184V198H183ZM27 201H28V197H27ZM106 201V200H105ZM110 201V200H109ZM130 201L131 200H129V203H130ZM133 201V200H132ZM150 201V200H149ZM148 201V202H149ZM176 201H178V200H176ZM185 201V200H184ZM35 202H32V203H35ZM92 202V201H91ZM99 202H101V201H99ZM103 202V201H102ZM101 202V203H102ZM111 202V201H110ZM116 202H118V201H116ZM145 202V201H144ZM144 202H143V205H144ZM25 203V202H24ZM29 203V202H28ZM71 203H74V202H71ZM96 203H98V202H95L94 204H96ZM105 203V202H104ZM112 203H114V202H112ZM119 203H120V199H119ZM135 203V202H134ZM142 203V202H141ZM159 203V202H158ZM178 203V202H177ZM27 204V203H26ZM31 204V203H30ZM92 204V203H91ZM109 204V203H108ZM111 204V203H110ZM118 204V203H117ZM116 204V205H117ZM127 204V203H126ZM148 204V203H147ZM179 204V203H178ZM135 205V204H134ZM142 205V204H141ZM162 205H164V204H162ZM20 206H21V204H20ZM100 206V205H99ZM102 206V205H101ZM111 206H112V204H111ZM110 206V207H111ZM147 206V205H146ZM22 207V206H21ZM21 207L19 208V209H21ZM31 207V206H30ZM29 207V208H30ZM112 207H115L116 208V206H112ZM120 206H118V208H119ZM125 207H127L128 208V206L126 205ZM151 206H149V208H150ZM163 207V206H162ZM172 207V206H171ZM174 207V206H173ZM106 208V207H105ZM108 208V207H107ZM106 208V209H107ZM137 208V207H136ZM161 208V207H160ZM97 209V208H96ZM102 209H104L103 207H102ZM133 209V208H132ZM180 209V208H179ZM22 210V209H21ZM26 210V209H25ZM25 210H23L22 212H24ZM91 210V209H90ZM128 210V209H127ZM130 210H131V208H130ZM155 210V209H154ZM164 210V209H163ZM172 210V209H171ZM26 211H28V210H26ZM29 211H31V210H29ZM92 211V210H91ZM94 211V210H93ZM156 211V210H155ZM167 211H169V210H167ZM173 211V210H172ZM171 211V212H172ZM178 211V210H177ZM21 212V211H20ZM21 212V213H22ZM152 212V211H151ZM170 212V211H169ZM195 212V211H194ZM102 213V212H101ZM112 213H113V211H112ZM177 213V212H176ZM179 213H181V212H178V214ZM196 213V212H195ZM90 214H92V213H90ZM95 214V213H94ZM108 214V213H107ZM110 214V213H109ZM175 214V213H174ZM190 214V213H189ZM188 214V215H189ZM147 215V214H146ZM182 215V214H181ZM192 215V214H191ZM30 216V215H29ZM28 215H27V217H29ZM88 216V215H87ZM96 216V215H95ZM100 216V215H99ZM175 216H177V215H175ZM26 217V216H25ZM91 218V217H90ZM111 218V217H110ZM191 218V217H190ZM213 218V217H212ZM212 218H211V220H212ZM93 219V218H92ZM107 219V218H106ZM162 219V218H161ZM91 220V219H90ZM207 220V219H206ZM209 220V219H208ZM101 221V220H100ZM193 222V221H192ZM204 222V221H203ZM191 223V222H190ZM200 223H198V225H199ZM196 225V224H195ZM202 226L204 225V224H201ZM201 225H199L200 227H202ZM198 226V229H197V231H200V232H202V230L204 229H202V228H200ZM205 226V225H204ZM203 226V227H204ZM195 227H197V226H195ZM195 227L193 228V227H189L188 229L192 232V231H196V229H195ZM193 228V229H192ZM56 229V228H55ZM98 229V228H97ZM192 229V230H191ZM55 231V230H54ZM59 231V230H58ZM58 231H55V232H58ZM190 231H188V232H190ZM217 231H219L218 229H217ZM61 232V231H60ZM60 232H58L59 233V237H60ZM187 232V231H186ZM190 232V233H191ZM48 233V232H47ZM51 233V232H50ZM197 233V232H196ZM195 233V234H196ZM199 233V232H198ZM62 234V233H61ZM52 235V234H51ZM188 235V234H187ZM200 235V234H199ZM192 236V235H191ZM193 236H194V233H193ZM198 236V235H197ZM203 236H204V234H203ZM217 236H219V235H217ZM63 237V236H62ZM61 237V238H62ZM188 237V236H187ZM224 236H222L221 238H223ZM228 237V236H227ZM227 237H226V239H227ZM196 238V237H195ZM214 238H216L217 239V243L219 244L220 242H218V240L219 241H221L222 239L221 238H219L218 239V237H216V236H214ZM202 239V241L204 242V240L203 239H205V237L203 238H200V239H198V241H197V238H196V240H195V242L197 243V242H199V247L201 248H203L204 249V247L207 245H205V242H206V239H205V242H204V244H203V242L201 243V245H200V240ZM216 239H214V240H216ZM225 239V238H224ZM223 239V240H224ZM222 240V241H223ZM228 240V239H227ZM227 240H225L226 242H228ZM192 241V240H191ZM221 241V242H222ZM225 241H224V243H225ZM232 241H233V239H232ZM190 242V241H189ZM147 243H149V242H147ZM223 242H222V244L223 245H225ZM229 243H230V245H231V243H233V242H231V241H229ZM228 243V244H229ZM237 243V242H236ZM202 244L203 245H205L204 247L202 246ZM227 244V245H228ZM235 243H233L232 245H234ZM153 245H154V243H153ZM160 245H162V244H160ZM166 245V244H165ZM189 245V244H188ZM220 245H221V243H220ZM229 245V246H230ZM146 246H147V249H148V246H150L151 248H153L154 246H152V244L151 245H147L146 244ZM156 246V245H155ZM159 246V245H158ZM167 246V245H166ZM178 246V245H177ZM193 246V245H192ZM192 246H190L191 248H192ZM228 246V247H229ZM161 247V246H160ZM165 247V246H164ZM207 247V246H206ZM213 247H215V246H213ZM217 245H216V249H217ZM222 247V246H221ZM221 247L219 246V249H217V250H220L221 249ZM150 248V249H151ZM166 248L167 247H165V250H162V251H164V253H162L161 255H162V259H164V258H166L167 256L169 257V255H170V257L173 255L172 253V255L169 253L170 251L168 250H166ZM169 249L171 248V247H168ZM198 247H196V249H197ZM201 248V253L203 252V251H207V252H209V250H207V249H211V250H214V248L212 249V248H209V247H207V249L205 250H203ZM223 248V247H222ZM225 248V247H224ZM230 248V247H229ZM238 248V247H237ZM144 249H146V247L145 248H143V250ZM156 251H154V252H157V246L154 248ZM159 249V248H158ZM173 249V248H172ZM172 249H170V250H172ZM196 249H192V250H194V252H195V250ZM199 249V248H198ZM198 249H197V251H196V253L198 252ZM215 249V250H216ZM174 251L176 250V248H174L173 249ZM178 250V249H177ZM176 250V251H177ZM192 250H190V252H188L189 254L192 252ZM203 250V251H202ZM216 250V251H217ZM225 250V249H224ZM159 251H161V250H158V252L157 253H159V254H156L155 253V255H160V252ZM215 251V252H216ZM154 252H152V255L153 256H151L152 258L154 257V259H153V261H151L152 259L151 258H148V259H150L149 261L150 262H155L157 259H158V257H157V259H156V257L154 256ZM165 252H167V254L169 253V255H167V256H164V254H165ZM180 252H183V251H181L180 250ZM179 252V253H180ZM186 252V251H185ZM184 252V253H185ZM207 252L205 253L204 252V254L206 255L207 254ZM214 252V254H216ZM178 253V252H177ZM183 253V254H184ZM187 253V252H186ZM185 253V254H186ZM196 253H194V254H196ZM199 254H200V256H201V253H200V250H199V252H198ZM197 253V254H198ZM212 255H214L213 254V252H210ZM219 253H221V252H219ZM218 252H217V254H219ZM184 254V255H185ZM188 254V255H189ZM204 254H202V256L204 255ZM209 254V253H208ZM161 255L159 256V258L160 259H158V260H162L161 259ZM166 255V254H165ZM179 255V254H178ZM188 255L186 256V257H188ZM204 255V257H199V259L200 260H202V258H203V260L205 259V256ZM211 255V256H212ZM164 256V257H163ZM174 257H175V259L177 258L175 255H173ZM192 256V255H191ZM190 256V257H191ZM214 256H216V255H214ZM147 257H149V256H147ZM147 257H145V258H147ZM167 257V259H166V261L168 260L169 262H170V260H173L172 258L169 260V258ZM181 257H182V255H181ZM184 257V256H183ZM194 257V256H193ZM196 257H198V256H196ZM195 257V258H196ZM208 257H210V255L208 256ZM213 257V256H212ZM212 257H210V258H212ZM217 257V256H216ZM210 258H207V261L206 260H202V262H204V263H201V264H206V263H208V259H209V263H210ZM220 258V257H219ZM219 258H217V259H219ZM77 259H79V258H77ZM184 259H185V257H184ZM189 259V258H188ZM190 259H192V258H190ZM198 259V260H199ZM213 259H216V258H214L213 257ZM216 259V261H218ZM80 260H81V258H80ZM79 260V261H80ZM145 263L144 264H149L150 262L149 261H147V263H146V261H145V259H144V257H143V259H142ZM155 260V261H154ZM165 260V259H164ZM179 260H181V258H180V256H179ZM186 260V259H185ZM197 260V261H198ZM199 260V261H200ZM220 260V259H219ZM168 261L165 263V261H164V264H168ZM175 262H177L178 261V259L177 260H174ZM192 261V260H191ZM206 261V262H205ZM213 261H215V260H212V262L210 263V264H213ZM77 262V261H76ZM83 262V260L82 261H80V264ZM141 262V261H140ZM149 262V263H148ZM159 262V261H158ZM179 262V261H178ZM182 262V261H181ZM179 263V264H182V263ZM188 262V261H187ZM220 262V261H219ZM174 262L172 261L170 264H173ZM191 263V262H190ZM208 263V264H209ZM77 264H79V262L77 263ZM152 264V263H151ZM176 264V263H175ZM262 264V263H261Z\"/></svg>","mask_w":264,"mask_h":264}]
</instances>
